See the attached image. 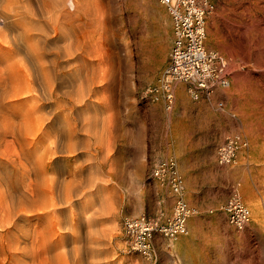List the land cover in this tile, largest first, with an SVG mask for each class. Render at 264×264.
<instances>
[{"label": "rangeland", "instance_id": "1", "mask_svg": "<svg viewBox=\"0 0 264 264\" xmlns=\"http://www.w3.org/2000/svg\"><path fill=\"white\" fill-rule=\"evenodd\" d=\"M51 1L39 0L50 5ZM66 1H59L60 11L68 9ZM154 1L165 14L159 15L143 0H75L77 10L74 7L71 12L100 16L105 22L101 34L91 32L82 47L91 55L88 62L65 63L60 75L63 79L56 81L53 94L33 91L38 95L34 100L28 95L1 97L0 264H32L29 242L41 238L36 241L42 245L47 234L43 228L52 222L62 226L59 229L54 224L58 228L56 236L62 233L67 237L57 250L64 251L74 264H149L128 251L122 221L125 216L141 213L155 217L171 214L174 197L169 187L151 175L154 164L170 156L179 162L186 199L197 212L188 221L190 233L178 236L181 240L176 248L168 246L170 238L157 236L153 264H264V0H212L206 46L228 59L231 85L211 97L194 98L189 83L175 82V103L170 110L162 99L146 96V91L159 82L172 46L171 16L164 5ZM46 7L41 19L50 15L51 6ZM70 67L75 71L78 68V73L81 70L83 80H77V72ZM69 72H74L72 78ZM0 82L1 88L5 82ZM177 88L183 93L179 94ZM220 99L225 102L223 106L218 104ZM30 104L41 110L35 113H41L43 121H39V115L34 116L40 124H33L37 121L32 116L33 128L30 125L28 133L20 123V110ZM6 106L20 112L14 115ZM20 125L22 131H17ZM229 134H241L248 140V147L239 152L234 163L221 166L216 148ZM36 140L46 144L42 157L45 167L41 165L45 176L35 163V155L33 163L22 152ZM235 188L251 210L250 221L241 230L228 221L223 209ZM6 195L9 198L5 199ZM40 197L46 198L41 201ZM8 205L16 207L11 210ZM52 235L55 237V233ZM16 237H21V244ZM24 244L30 245L22 253ZM40 251L36 264L44 261V251L49 253L43 248ZM27 252L32 253L30 258ZM50 253L54 255L55 251Z\"/></svg>", "mask_w": 264, "mask_h": 264}, {"label": "bare ground", "instance_id": "2", "mask_svg": "<svg viewBox=\"0 0 264 264\" xmlns=\"http://www.w3.org/2000/svg\"><path fill=\"white\" fill-rule=\"evenodd\" d=\"M42 1V0H40ZM46 1V0H45ZM51 1V0H50ZM53 1V2H52ZM51 1V5L48 3V2H43L42 4L39 2V0H0V81H4L5 84L2 85V87L0 88V100L2 99L1 97L3 98H21V95H28V97H30L29 99L33 98L34 100V95H37V93L33 94V91L37 92V91H41L40 94L42 95H46L48 94V92L52 93L53 91H55L54 89V86H55V83L56 81L60 78V75H61V72H62V68H66V67H63V65H65V63L69 65V63L73 60H77L79 61V63L81 65L84 64V62L86 60H89V58L91 57L90 54H88L85 50H83L82 47H84L85 43L89 41V35H91V32L94 34V33H98V34H101V32L103 31L104 27H105V22L103 19H101L100 16L98 17H92V16H88V15H85V14H81V13H77V12H71L72 10L70 9H73L74 7L78 6L76 5V2L75 0H67L66 1V4L68 6V9H63L60 11V0H52ZM65 1V0H63ZM62 2V1H61ZM143 3L147 6V7H150L151 9L155 10L156 13H158L159 15H163L164 13V10L163 8L161 7L160 4L156 3V1L154 0H143ZM163 5V4H162ZM46 6H51L50 9H48L49 11V14L48 15V18H44V19H41V17H44L45 14H46ZM65 6V5H64ZM144 6V5H143ZM46 7V8H45ZM46 9V10H45ZM79 9V8H78ZM75 10V9H74ZM76 10H77V7H76ZM81 9L78 10V12L80 11ZM149 11V10H148ZM47 12V13H48ZM157 14V15H158ZM165 14V13H164ZM47 17V16H46ZM104 18V17H102ZM111 29V27H110ZM96 35V34H95ZM93 37V35L91 36ZM99 37V36H98ZM116 37V36H115ZM92 40V38H91ZM88 62V61H86ZM72 63V62H71ZM75 63V62H74ZM78 63V62H77ZM75 63V65L77 64ZM78 63V64H79ZM77 64V65H78ZM67 65V67H68ZM73 65V64H72ZM76 65V66H77ZM80 65V66H81ZM87 65V63H86ZM79 66V65H78ZM77 66V67H78ZM83 67V66H82ZM81 67V68H82ZM87 67V66H85ZM84 67V69H85ZM79 68V67H78ZM77 68V69H78ZM72 69V67H70V70ZM76 71L74 69L75 72H77V74L75 75V78L77 80H83V75L80 70V73H78L79 71ZM67 71H69L67 69ZM85 72V71H84ZM86 73H87V70H86ZM85 73V74H86ZM66 74V73H65ZM70 74V77L72 78V75L74 74V72H72V74L69 72ZM63 75V73H62ZM64 76V75H63ZM61 76V77H63ZM67 76V75H66ZM65 76V78H66ZM85 76V75H84ZM69 77V78H70ZM68 78V77H67ZM70 78V79H71ZM74 78V77H73ZM74 78V79H75ZM88 81V77H85ZM84 78V79H85ZM61 80L63 78H60ZM59 79V80H60ZM73 79V80H74ZM90 79V78H89ZM80 80V81H81ZM64 81V80H63ZM76 81V80H74ZM84 82V81H83ZM1 83V82H0ZM3 83V82H2ZM60 83V81H59ZM57 85V84H56ZM11 88H10V87ZM10 89H9V88ZM66 87V86H65ZM71 87V86H70ZM76 87V86H75ZM77 89V88H76ZM75 89V90H76ZM48 90V91H47ZM69 90V88H68ZM78 90V89H77ZM66 91V90H65ZM70 91V90H69ZM84 91V90H83ZM88 91V90H87ZM176 91V89H175ZM81 92V91H80ZM79 92V93H80ZM177 92L180 94L183 93V91L180 90V88H177ZM25 93V94H24ZM73 93V92H72ZM85 93V92H84ZM53 94V93H52ZM51 94V95H52ZM40 95V96H42ZM78 95V94H77ZM88 95V94H86ZM11 96H14V97H11ZM38 96V95H37ZM70 96V95H69ZM81 96V95H80ZM36 97V96H35ZM43 97V96H42ZM51 97V96H50ZM37 98V97H36ZM40 98V97H39ZM38 98V100H39ZM46 98V97H45ZM44 98V99H45ZM49 98V97H47ZM52 98V97H51ZM28 99V102H30V100ZM50 99V98H49ZM18 100V99H16ZM75 100V99H74ZM83 100V99H82ZM2 101V100H1ZM0 101V102H1ZM5 101V100H4ZM14 101V100H13ZM25 102H27V97H26V100H24ZM19 103V101H16ZM15 102V103H16ZM23 102L22 100V103H25ZM32 102V100H31ZM81 102V101H80ZM2 103V102H1ZM7 103L8 102V99H7ZM6 103V104H7ZM13 103V102H12ZM11 103V104H12ZM21 103V104H22ZM35 103V102H34ZM49 103V102H48ZM4 103H2L3 105ZM10 104V103H9ZM26 105L28 103H25ZM8 105V104H7ZM13 105V108H14V104ZM17 105V103L15 104ZM29 105V104H28ZM31 105V104H30ZM40 105V104H39ZM38 105V106H39ZM10 106V105H9ZM34 106V105H33ZM37 106V105H35ZM43 106V105H42ZM5 107V105L3 106V108ZM11 107V106H10ZM16 107V106H15ZM18 107V106H17ZM20 107V106H19ZM21 107L22 110H20L22 112V116L20 117L21 119V125L24 124L25 128L27 127L28 128V133H31L30 128L29 126L31 125L32 123V116H33V120H35V118L38 116L40 120L43 121V117L40 115V114H37L38 112L37 109L38 107H28L27 108L25 107L24 108V105H22ZM41 107V106H40ZM9 108L8 106H6V109ZM12 109V108H11ZM20 108H18L19 110ZM42 109V108H40ZM8 110V109H7ZM10 110V108H9ZM15 110V108H14ZM14 110L12 109V111L14 112ZM17 110V111H18ZM11 111V110H10ZM11 111V112H12ZM19 111V112H20ZM39 111V109H38ZM41 111V110H40ZM39 111V112H40ZM16 112V111H15ZM13 113L14 115L19 112H16V113ZM36 112V113H35ZM52 112V111H51ZM35 113V114H34ZM9 114V113H8ZM34 114V115H33ZM1 115V114H0ZM49 115V114H48ZM18 116V115H17ZM36 116V117H34ZM41 116V117H40ZM3 117H6L3 115ZM19 117V116H18ZM24 119H23V118ZM2 118V117H1ZM42 118V119H41ZM47 118V117H45ZM45 118H44V121H45ZM49 118V116H48ZM7 119V118H5ZM3 119L4 121L3 122H7L8 120H5ZM38 119L36 118V121ZM47 120V119H46ZM49 120V119H48ZM54 120V119H53ZM2 121V120H0ZM35 121V122H36ZM37 121V123H34L33 121V124H40V122ZM41 121V122H42ZM2 122V123H3ZM9 122V121H8ZM13 122V121H12ZM18 122V123H19ZM46 122V121H45ZM15 124L17 122H14ZM19 123V124H20ZM4 124V123H3ZM18 124V125H19ZM6 125V124H5ZM17 125V124H16ZM17 125V126H18ZM19 127V129H16L17 131H22L21 129V126ZM15 126V127H17ZM32 128H33V125H31ZM39 126V125H38ZM2 127V126H1ZM0 127V128H1ZM41 127V125H40ZM3 128V127H2ZM1 128V129H2ZM18 128V127H17ZM26 128V129H27ZM38 129V127H36ZM14 129V128H13ZM3 130V129H2ZM41 130V128L39 129ZM15 131V130H13ZM33 131V129H32ZM37 131V130H36ZM2 132V131H1ZM9 132V131H8ZM12 132V131H11ZM34 132V131H33ZM82 132V131H80ZM13 133V132H12ZM20 133V132H19ZM18 133V134H19ZM27 133V134H28ZM34 134H36L34 132ZM39 134V133H38ZM58 134V133H57ZM0 136H1V133H0ZM36 136V135H35ZM71 136V135H70ZM16 137V136H15ZM4 138V137H3ZM14 138V137H13ZM27 138V137H26ZM59 138V137H58ZM15 139V138H14ZM25 139V138H23ZM34 139H37V138H34ZM55 139V138H54ZM19 140V138H18ZM17 140V141H18ZM38 140V139H37ZM36 140V143H32V142H29L30 144H32L29 148H22V152L27 156V160H30V161H34V159H32V155L34 156L35 155V163H37V165L40 167L41 165H44L42 164V157H43V151L46 149V144L44 145H40L38 144L39 142ZM59 140V139H58ZM16 142V141H15ZM35 142V141H34ZM56 143V141H54ZM71 142V141H70ZM27 143V141H26ZM26 143H24L25 147L26 146ZM62 145H63V141L61 142ZM12 144V143H11ZM23 144V143H22ZM66 144V143H65ZM28 145V143H27ZM60 145V143H59ZM21 146V144H20ZM23 146V145H22ZM61 146V145H60ZM48 147V146H47ZM62 147V146H61ZM64 147V145H63ZM62 147V148H63ZM49 148V147H48ZM47 148V149H48ZM2 150V149H1ZM49 151V149H48ZM47 151V152H48ZM52 151V150H51ZM50 155V154H49ZM59 155V154H58ZM56 156V155H55ZM29 157V158H28ZM54 157V156H53ZM22 158V157H21ZM26 158V157H25ZM32 160H31V159ZM50 158V157H49ZM44 160V159H43ZM29 161V162H30ZM31 163V162H30ZM34 163V162H33ZM33 164H31L30 167H33L34 169L37 168V167H34L32 166ZM36 165V164H34ZM45 167V165L43 166V168ZM32 168V169H33ZM33 169V170H34ZM41 169H42V166H41ZM31 170V168H30ZM31 170L32 172L36 171V170ZM29 173V171H28ZM37 173V171H36ZM40 173H45L44 170L42 169V171L40 170ZM34 174V173H33ZM76 174V173H75ZM39 175V174H38ZM37 176V175H36ZM43 176V175H42ZM45 176V174H44ZM54 176V175H53ZM40 177V176H39ZM37 177V178H39ZM51 177V176H50ZM48 177V178H50ZM57 177V176H55ZM77 177V176H76ZM37 178H36V181H37ZM34 179V178H33ZM43 179V178H42ZM41 179V180H42ZM44 180H48V179H45ZM53 180V178H52ZM43 181V180H42ZM40 181V182H42ZM43 182V183H46L47 182ZM70 182V180L68 181ZM73 181H71L70 183H72ZM77 182V181H76ZM53 183V182H52ZM42 184V183H41ZM46 184H42L43 185H46ZM62 184V183H61ZM65 184V183H64ZM68 184V183H66ZM78 184V182H77ZM81 184V183H80ZM37 185L40 187V183L38 181ZM48 185V184H47ZM57 185V184H56ZM74 186V184H72ZM71 185V186H72ZM76 185V184H75ZM35 186V185H34ZM66 186V185H65ZM37 187V186H36ZM54 187V185L52 186ZM52 187L50 188L52 190ZM43 188V187H42ZM73 188V187H72ZM48 189V188H47ZM62 189V188H61ZM78 189V188H77ZM40 190L41 189H37ZM54 190V188H53ZM67 190V189H66ZM71 190V189H70ZM69 190V192H70ZM74 190V189H73ZM47 191V190H46ZM59 191V190H58ZM62 191V190H61ZM35 192V191H34ZM39 192H35V193H39ZM50 192V190L48 191ZM66 192V191H65ZM73 192V191H72ZM76 192V191H75ZM33 193V194H35ZM52 193V192H51ZM50 194V193H49ZM8 195V194H7ZM5 196V199H7L6 197L8 196ZM37 195H42V194H37ZM36 195V196H37ZM54 195V194H53ZM56 195V194H55ZM14 196V195H12ZM35 196V198H36ZM61 196V195H60ZM68 196V195H67ZM69 197V196H68ZM9 198V197H8ZM41 198V201L43 198H46V197H40ZM48 198V197H47ZM61 198V197H60ZM13 199V198H12ZM50 199V198H48ZM46 199V200H48ZM58 199V198H57ZM33 200V199H32ZM39 200V199H38ZM45 200V201H46ZM60 200V199H59ZM64 200V199H63ZM68 200V198H67ZM71 200V199H70ZM68 200V201H70ZM24 201V200H23ZM41 201H39V203H41ZM52 201V199H51ZM68 201L66 202V204L68 203ZM72 201V200H71ZM70 201V202H71ZM21 202V201H20ZM50 202V201H49ZM59 202V201H58ZM69 202V204H70ZM12 203V202H11ZM14 203V202H13ZM12 203V204H13ZM17 203V201H16ZM22 203V202H21ZM34 203V202H33ZM38 203V205H39ZM45 203V202H44ZM65 203V202H64ZM37 204V203H35ZM51 204V203H50ZM65 204V205H66ZM249 204L251 206H254V204L252 202H249ZM21 205V204H20ZM41 205V204H40ZM46 205V204H45ZM52 205H54L52 203ZM62 205V204H61ZM71 205V204H70ZM9 206V205H8ZM15 206V205H14ZM14 206H9L8 209H12L13 210V207ZM49 206V204H48ZM60 206V205H59ZM16 207V206H15ZM50 207V206H49ZM48 207V208H49ZM19 210H21L23 208V205H21V207L19 206L18 207ZM44 208V206H43ZM47 208V207H46ZM45 208V209H46ZM27 209V208H25ZM31 209V208H30ZM53 209V208H52ZM56 209V208H55ZM70 209V208H69ZM73 209V208H72ZM15 210V209H14ZM47 210V209H46ZM7 211H10V210H7L6 209V212ZM16 211V210H15ZM14 211V212H15ZM18 211V210H17ZM22 211V210H21ZM30 211V210H29ZM28 211V212H29ZM32 211V209H31ZM37 211V210H36ZM44 211V209H43ZM41 211V212H43ZM51 212L54 211V210H51L49 209L48 212ZM5 212V211H4ZM33 212V211H32ZM46 212V211H45ZM46 212V213H48ZM56 212V211H55ZM68 212V211H67ZM78 212V211H77ZM8 213V212H7ZM11 213V211H10ZM16 213H19L16 212ZM24 213V212H22ZM44 213V212H43ZM50 213V214H51ZM21 212L18 214L20 215ZM35 214V213H34ZM49 214V217H51ZM10 215V214H9ZM15 216V213L13 214ZM13 215L11 217V220L13 218ZM17 215V216H18ZM33 215V214H32ZM41 215V213L39 214ZM83 215V214H81ZM44 216V214H43ZM80 216V215H79ZM37 217L38 216V213H37ZM36 217V218H37ZM53 217V216H52ZM77 217V216H76ZM42 218V217H41ZM57 218V217H56ZM15 219V218H14ZM59 219V218H58ZM84 219V218H82ZM87 219V217H86ZM14 221V220H13ZM3 222V221H1ZM51 222V221H50ZM89 222V221H88ZM11 224V222H8ZM13 223V222H12ZM70 223V222H69ZM80 223V222H79ZM6 224V223H5ZM9 224V226H10ZM49 224V223H48ZM54 224H56V226L58 225V223H54L52 222L48 227H46V230L45 228H43L45 231L46 236H45V242H44V239H42V245L39 244L37 241H40L42 236H38L40 238V240H34L32 239V243L29 242L31 244V247L29 246L28 248L30 249V251H32L33 255L31 256L30 258V254L32 253H28L29 257L33 262L32 264H36V258L37 256L41 253V249H45L46 251L48 250L49 253L51 250H54L55 253L54 255H48L49 253L48 252H45L44 251V254L47 253V256L44 258L43 256V259L44 261H39L40 264H74L73 262H71V260L64 256L66 255L64 253V251H62L64 253L57 250V248L59 247V245H61L60 241L65 238L64 236L66 235H60L62 237H57L56 236V229L59 228L60 225H58V228H54ZM8 225V224H7ZM14 225H15V222H14ZM14 227V226H13ZM12 227V228H13ZM16 227V226H15ZM64 227V226H63ZM65 228V227H64ZM70 228V227H69ZM11 229V228H10ZM35 229V228H34ZM59 229H62V226L61 228ZM20 230V229H19ZM25 229H23L24 231ZM70 230V229H69ZM68 230V231H69ZM81 230V229H80ZM89 230V229H88ZM54 231V232H53ZM72 231V229H71ZM77 231V230H76ZM19 232V231H18ZM26 232V231H25ZM28 232V231H27ZM31 232V231H30ZM39 232V231H37ZM24 233V232H23ZM22 233V235H23ZM35 233V231L33 232ZM43 233V231L41 232V234ZM43 233V234H45ZM52 233H55V237H53ZM58 233V232H57ZM76 233V232H75ZM74 233V234H75ZM79 233V232H78ZM93 233V231H92ZM38 234V233H37ZM40 234V232H39ZM26 235V234H25ZM58 235V234H57ZM19 237V234L17 235ZM21 236V234H20ZM34 236V234H33ZM36 236V235H35ZM76 236H79V235H76ZM26 237V236H25ZM28 237V236H27ZM72 237V236H71ZM81 237V236H80ZM21 238V237H20ZM20 238H17L16 239H20ZM24 238V237H23ZM22 238V239H23ZM36 238V237H35ZM44 238V236H43ZM67 238V237H66ZM65 238V239H66ZM181 237H175V238H170V244L168 245L169 247L172 246L173 248H176L177 245L180 243V239ZM28 239V238H27ZM71 239H74L75 241V238H71ZM79 239V238H78ZM17 240V241H18ZM26 240V239H25ZM29 240V239H28ZM35 241V242H33ZM63 241V240H62ZM65 241V240H64ZM79 241V240H78ZM13 242V240H12ZM15 242V241H14ZM19 243L21 244V239L19 241ZM18 243V244H19ZM68 243V242H67ZM71 243V242H70ZM12 244H17L16 242L15 243H12ZM30 244H24L25 246H23L24 250L22 253L25 252V248H27L26 245H30ZM63 245V244H62ZM16 246V245H15ZM19 246V245H18ZM17 246V248H18ZM66 246V245H65ZM84 246V245H83ZM20 247V246H19ZM61 247V246H60ZM59 247V248H60ZM16 248V247H15ZM22 248V247H21ZM58 248V249H59ZM85 248V247H84ZM6 249V248H5ZM20 249V248H19ZM63 249V248H62ZM72 249V248H71ZM70 249V250H71ZM18 250V249H17ZM20 251V250H18ZM40 251V253H39ZM43 251V250H42ZM74 253V252H73ZM26 254V253H25ZM43 254V252L41 253ZM51 254V253H50ZM53 254V252H52ZM27 255V254H26ZM69 256V255H68ZM71 256H73L71 254ZM39 257V256H38ZM41 257V256H40ZM80 257V256H79ZM70 260H68V259ZM40 260H42L40 258ZM74 261V260H73ZM81 261V260H80ZM31 262V261H30ZM38 262V264H39ZM79 262V261H77ZM82 262V261H81ZM28 263V262H27ZM88 263V262H87ZM29 264V263H28Z\"/></svg>", "mask_w": 264, "mask_h": 264}, {"label": "built area", "instance_id": "3", "mask_svg": "<svg viewBox=\"0 0 264 264\" xmlns=\"http://www.w3.org/2000/svg\"><path fill=\"white\" fill-rule=\"evenodd\" d=\"M172 19V46L159 82L146 91L153 100L162 99L167 110L175 103V82H187L194 98L211 97L231 85L229 61L217 50L206 46L207 20L214 10L212 0H158ZM220 99L218 104L224 105ZM248 147L241 134H229L216 148L221 166L234 163L240 151ZM151 175L169 187L174 197L170 215L155 217L146 213L128 215L122 221V233L129 252L138 254L147 263L155 259L157 236L175 238L190 233L188 221L197 210L186 199L185 180L177 158L159 159ZM228 221L241 230L251 218V210L235 188L223 206Z\"/></svg>", "mask_w": 264, "mask_h": 264}, {"label": "crops", "instance_id": "4", "mask_svg": "<svg viewBox=\"0 0 264 264\" xmlns=\"http://www.w3.org/2000/svg\"><path fill=\"white\" fill-rule=\"evenodd\" d=\"M239 155V154H238ZM185 188H186V186H185ZM189 230H190V228H189Z\"/></svg>", "mask_w": 264, "mask_h": 264}]
</instances>
